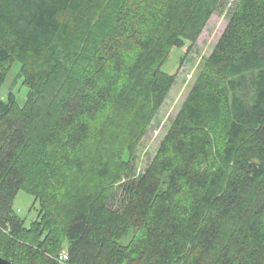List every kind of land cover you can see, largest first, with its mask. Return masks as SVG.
<instances>
[{
  "label": "trees",
  "instance_id": "16d2710c",
  "mask_svg": "<svg viewBox=\"0 0 264 264\" xmlns=\"http://www.w3.org/2000/svg\"><path fill=\"white\" fill-rule=\"evenodd\" d=\"M104 1L0 0V86L18 62L27 88L22 107L0 98V256L264 264V0H239L117 207L98 182L106 140L120 134L129 160L174 84L171 49L193 45L222 0ZM21 189L39 204L29 227L12 207Z\"/></svg>",
  "mask_w": 264,
  "mask_h": 264
},
{
  "label": "rangeland",
  "instance_id": "374dc122",
  "mask_svg": "<svg viewBox=\"0 0 264 264\" xmlns=\"http://www.w3.org/2000/svg\"><path fill=\"white\" fill-rule=\"evenodd\" d=\"M106 1L108 0H105L103 5ZM238 2L239 0H222L193 45L190 46V43L186 42L182 48L171 49L161 68L162 71L174 75V84L159 110L148 122L144 134L136 141L133 148L131 147L129 160L124 150L125 140L120 134H111L106 140L105 149L110 159V174L98 182H100V188L111 192L113 207L119 206V203L127 198L129 187L145 173L151 164L171 122L178 114L197 75L204 69L206 60L221 37ZM183 56L184 61L180 64ZM19 68L20 64L14 62L5 82L0 86V98L5 99L8 91L13 92L17 104L22 107L27 100V88L22 79L17 77ZM219 131H217L218 135ZM123 160L127 162L123 163ZM96 182L88 175L82 181V185H91ZM38 206L33 196L23 189L16 193L12 201L14 211L24 220L26 227L38 218ZM131 236L132 233L126 236L124 241L127 242ZM29 263L43 264L37 259H32Z\"/></svg>",
  "mask_w": 264,
  "mask_h": 264
},
{
  "label": "water",
  "instance_id": "95a60500",
  "mask_svg": "<svg viewBox=\"0 0 264 264\" xmlns=\"http://www.w3.org/2000/svg\"><path fill=\"white\" fill-rule=\"evenodd\" d=\"M0 264H14V263L0 256Z\"/></svg>",
  "mask_w": 264,
  "mask_h": 264
},
{
  "label": "built area",
  "instance_id": "2783aa9c",
  "mask_svg": "<svg viewBox=\"0 0 264 264\" xmlns=\"http://www.w3.org/2000/svg\"><path fill=\"white\" fill-rule=\"evenodd\" d=\"M59 259H60V260H64V259H66V253H65V251H62V252L60 253V257H59Z\"/></svg>",
  "mask_w": 264,
  "mask_h": 264
}]
</instances>
